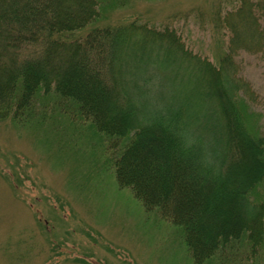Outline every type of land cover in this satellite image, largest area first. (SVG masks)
<instances>
[{
	"label": "trees",
	"instance_id": "16d2710c",
	"mask_svg": "<svg viewBox=\"0 0 264 264\" xmlns=\"http://www.w3.org/2000/svg\"><path fill=\"white\" fill-rule=\"evenodd\" d=\"M129 3L0 0V120L93 134L117 185L179 226L193 263L261 258L264 137L238 59L264 49V0L192 8L225 28L211 57L174 27L189 13L110 20Z\"/></svg>",
	"mask_w": 264,
	"mask_h": 264
},
{
	"label": "rangeland",
	"instance_id": "374dc122",
	"mask_svg": "<svg viewBox=\"0 0 264 264\" xmlns=\"http://www.w3.org/2000/svg\"><path fill=\"white\" fill-rule=\"evenodd\" d=\"M128 2L110 20L159 23L189 13L174 27L187 34L193 51L211 57L216 39L225 43V28H203L192 8L228 10L238 0ZM238 60L252 92L254 126L264 137V49ZM96 140L57 118L37 127L0 120V264H195L179 226L146 212L117 185ZM259 190L264 196V184ZM258 255L243 264H264V247Z\"/></svg>",
	"mask_w": 264,
	"mask_h": 264
}]
</instances>
